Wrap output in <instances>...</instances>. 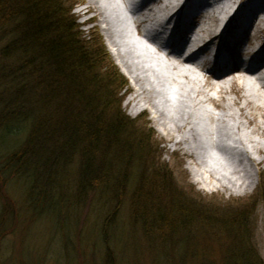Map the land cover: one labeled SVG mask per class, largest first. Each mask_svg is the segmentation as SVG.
I'll use <instances>...</instances> for the list:
<instances>
[{
    "label": "trees",
    "instance_id": "16d2710c",
    "mask_svg": "<svg viewBox=\"0 0 264 264\" xmlns=\"http://www.w3.org/2000/svg\"><path fill=\"white\" fill-rule=\"evenodd\" d=\"M74 5L75 0H0L1 181L9 173L20 177L33 212L40 215L64 205L56 192L65 188L73 166L77 191L113 186L118 197L133 171L134 217L152 226L180 228L197 217L199 208L206 216L203 207L170 194L171 172L154 162L157 137L147 122L144 131L138 130L121 111L125 80L99 35L88 41L79 35ZM244 213L239 208L224 218L240 222ZM236 258L222 259L223 264H250L248 253Z\"/></svg>",
    "mask_w": 264,
    "mask_h": 264
},
{
    "label": "rangeland",
    "instance_id": "374dc122",
    "mask_svg": "<svg viewBox=\"0 0 264 264\" xmlns=\"http://www.w3.org/2000/svg\"><path fill=\"white\" fill-rule=\"evenodd\" d=\"M87 2L88 0H75L76 5L71 14L75 19L77 32L87 41L90 36L99 35L112 63L124 78L121 111L133 120L138 130L144 131L146 122L149 124L148 128L153 130L157 138L152 144H159L154 147L158 155L157 158L155 155L154 162L156 165L166 166L171 172L172 181L168 180L171 185H167L170 194L175 197L180 194L187 198L184 199L186 202L190 200L192 205L203 207L206 216L199 212L202 211L199 208L195 213L197 217L187 222L188 225L186 223L180 228L152 226L140 216L134 217L135 199H132L131 194L137 177L132 175L133 171L131 174L128 171L124 184L125 193L118 197L113 186L108 190H103L102 187L85 193L77 191L76 166L67 172L65 188L56 192L64 205H61L59 211L46 210L38 215L32 210L31 195L25 182L20 177H10L9 173L6 181L2 179V182L0 179V194L3 192L8 196L5 202L0 198V264H200L201 261L223 264L227 257L236 258L237 255L246 253L249 254L250 264H264V204L261 201L264 196H260L261 191H257L262 183L259 178L264 177V165L259 170H253L256 185L252 191L246 189L221 192L209 178L205 179V185L194 183L190 174V169L195 167L194 163L171 153L164 134L150 119V112L143 110L137 115L130 112V104L126 105V101L131 95V80L128 75L121 73L120 66L110 54L111 46L103 31L105 26L100 23L99 14L94 11L80 14L81 9L87 8ZM126 2L112 0L110 6L115 12L112 20L130 39L140 41L139 46L148 47L155 60L154 64L162 68L164 75L177 79L176 71L173 70L177 62L166 57V52H158L143 38L138 37L134 24L138 15L134 17ZM261 31L254 39L247 36L244 43L248 46L262 45L264 30ZM194 78H197L205 95L219 99V96L204 85V78L199 71L196 70ZM230 93L224 95L229 101L236 98ZM201 100L203 110L209 115L215 117L219 114V110L203 97ZM259 104L263 107V103ZM249 109L248 118L253 120L255 112L252 108ZM257 118L262 123L259 116ZM206 124L211 126L207 120ZM248 127V133L250 134L251 129L254 133L250 136L264 146V135L260 134L254 123L249 121ZM4 165L0 160V168ZM5 171L8 173L6 169ZM259 173L263 176L259 177ZM69 185H72L71 189H68ZM239 208L245 211L243 220H225V213L237 212ZM238 241L248 248L241 245L238 247ZM244 250L245 253H240Z\"/></svg>",
    "mask_w": 264,
    "mask_h": 264
},
{
    "label": "bare ground",
    "instance_id": "6f19581e",
    "mask_svg": "<svg viewBox=\"0 0 264 264\" xmlns=\"http://www.w3.org/2000/svg\"><path fill=\"white\" fill-rule=\"evenodd\" d=\"M126 1L138 15V37L177 62L171 65L177 79L164 75L148 47L114 23L112 0H88L80 14L94 11L101 17L110 54L131 80L130 112H150L171 153L194 163V183L205 185L209 178L221 192L252 191L253 170L264 165V146L250 136L252 129L248 133L251 121L264 135V40L247 47L244 41L264 30V0ZM196 70L219 99L205 95L194 78ZM230 92L236 96L231 101L224 97ZM202 97L219 110L217 116L203 110Z\"/></svg>",
    "mask_w": 264,
    "mask_h": 264
}]
</instances>
